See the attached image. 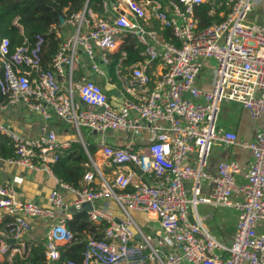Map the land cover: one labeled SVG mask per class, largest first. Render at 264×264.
Instances as JSON below:
<instances>
[{"label":"built area","instance_id":"obj_1","mask_svg":"<svg viewBox=\"0 0 264 264\" xmlns=\"http://www.w3.org/2000/svg\"><path fill=\"white\" fill-rule=\"evenodd\" d=\"M215 1L209 15L217 13L221 19L200 27L197 6ZM261 3L264 0H102L101 10H96L87 0L65 19L70 35L48 68L43 64V36L34 44L25 39L14 51L10 40L0 37V115L21 101L45 120L54 113L75 126V141L83 143L95 167L85 175L82 188L62 182L52 166L72 141H61L46 127L37 136H23L0 121V135L15 145V155L6 161L45 172L59 184L45 205L23 198L9 181L0 182V257L11 262L16 254L23 255L28 247L24 235L35 231L41 219L49 222L48 262L61 257L59 246L83 242L82 258L63 264H264V10L260 19L248 18ZM151 19L169 28L174 40L151 27ZM128 33L143 46L144 58L125 72L117 70L121 110L103 83H109V54L120 49ZM82 54L90 61V72L77 81ZM155 62L161 68L153 76L148 68ZM207 66L212 68L210 87L199 88L196 80ZM62 78L69 81L66 90ZM75 93L88 108L81 107ZM223 101L239 104L258 121L254 138L242 139L217 125ZM83 127L99 135L97 152L110 165L108 173L89 153ZM108 131H143L149 137L144 149L136 151L129 143L110 144ZM216 141L249 151L250 165L221 160L216 173L207 172L208 152ZM192 153L195 165L188 162ZM202 181L210 183L209 194L202 193ZM61 189L74 198L66 199ZM234 196L239 200L232 201ZM109 200L119 213L100 204ZM86 203L92 207L85 209ZM199 205L238 208L228 243L208 231ZM74 210H87L88 221L104 223L103 234L79 240L68 225ZM134 211L159 221L155 243L134 219ZM5 216L11 218L8 230L2 227Z\"/></svg>","mask_w":264,"mask_h":264},{"label":"crops","instance_id":"obj_2","mask_svg":"<svg viewBox=\"0 0 264 264\" xmlns=\"http://www.w3.org/2000/svg\"><path fill=\"white\" fill-rule=\"evenodd\" d=\"M154 21L158 23V25H156L157 27L154 25ZM150 22L151 27L155 28L158 32H161L162 28L158 21H156L155 19H151ZM57 33H59V36L64 39L65 37H68L70 35V29L66 24H61V27L57 28ZM206 63L209 64V61H206ZM89 65V59L84 54H82L81 62L77 65L75 70V80H77V73L79 75H84L90 72ZM160 66L161 65L157 62L151 64V66L148 68L149 73L155 76L160 71ZM211 79L212 68L207 66L203 68L201 74L198 76L196 85L199 88H209ZM108 80L109 83H103L104 88L111 94L110 96L113 103L122 110V90L120 87H115V83L111 82L110 76ZM68 84V79L62 78V85L64 90L68 88ZM74 98L77 102H79L81 107L88 108V106L80 100L78 93L74 94ZM230 103L237 104L231 101H223L221 103V105H223L224 107V111H226L225 113L230 110L227 107V104ZM237 105L238 109L233 112L231 111L227 113L230 118L221 119V121L217 120V125L225 129L235 131L242 139L249 140L251 138H254L259 127L258 121L252 119L245 109H243L239 104ZM246 116H249L251 120L255 121V125L250 130L245 125ZM0 121L8 127L17 131L19 134L27 137L39 135L44 130V127H46L48 130H54L61 141H75V139L78 137V132L74 125L62 121L54 113H52V116L49 120H45L39 111L30 108L23 101L13 105H9L7 108H5V110L0 115ZM81 134L84 138V141L86 142L89 137L88 134H91L89 138H91L96 144L98 143L100 138L99 135L93 134V132H90L86 127L82 128ZM148 137V133L143 131L107 132V141L110 144L115 146H124L125 144L129 143L134 147L136 151H141L142 149H144ZM241 150L246 149H241L239 147L231 145L227 146V144L225 145L224 143L219 141L214 142L208 152L207 164L204 169L209 173H216L217 164L221 160H235L239 162L243 167H248L252 160L251 154L248 151V157L246 158V160H242L238 156L240 154L239 151ZM95 160L98 168L103 170L105 173L109 172L111 167L108 164L107 160L100 154V152H96ZM188 162L190 164H196L195 155L193 153L189 157ZM5 181H9L11 184H13V186L17 189V191L23 198L38 201L39 203L45 205L49 203L48 197L50 192L55 188H59L57 180L47 173L31 170L17 164L9 163L8 161H6V159L0 157V182ZM61 190L64 193L66 199L70 200L74 198V195L66 189ZM201 191L203 194H209V192L211 191V185L208 181H202ZM231 200L237 201L239 200V197L234 196L231 198ZM100 204L102 206H108L110 210L115 214L119 213V208L113 201H104L100 202ZM88 208L89 207H86L85 209ZM197 208L198 212L203 216L205 220L204 224L208 231L215 238L224 243H228L232 239L234 234L235 224L239 213L238 208H236L235 206L223 205H199ZM133 216L137 223L141 226L143 232L144 230L147 231L153 238L157 236L160 227L159 221L156 218L149 217L139 211H134ZM48 226L49 222L39 219L37 221V229L24 235L25 242L29 244L31 242L45 241ZM150 236L148 237L150 238ZM0 259V262L2 264L4 261H8L3 260L2 257H0ZM182 264L187 263L183 262Z\"/></svg>","mask_w":264,"mask_h":264},{"label":"trees","instance_id":"obj_3","mask_svg":"<svg viewBox=\"0 0 264 264\" xmlns=\"http://www.w3.org/2000/svg\"><path fill=\"white\" fill-rule=\"evenodd\" d=\"M87 0H0V37L10 40L11 51L22 45L25 39L34 44L38 36H43L45 44L43 47L44 67L48 68L54 55L57 53L64 41L58 36L57 28L61 27L62 18L66 19L72 13L80 11ZM102 0H89V6L101 10ZM215 2L202 3L196 8L200 27H205L221 17L214 13L209 15L211 5ZM158 25L157 22H153ZM157 27V26H156ZM161 33L167 40H174L169 28H163ZM143 46L136 40L135 36L126 34L118 51L109 54L110 61L107 65L108 73L112 83L119 84L117 70L125 72V67L141 61L144 58ZM122 52L126 54L122 57ZM82 75L76 74L77 80ZM108 94L111 95L108 91ZM0 98L4 97L0 93ZM89 137L91 134H88ZM87 148L92 157L95 156L97 144L89 138ZM15 155V145L10 138L0 135V157L7 159ZM54 175L62 182L75 188H82L84 177L89 171L95 168L91 158L81 141H72L71 146L60 151L58 161L53 166ZM11 221L5 217L3 229H10L6 224ZM69 227L76 233L77 238L84 239L87 236H101L104 230V223L95 224L88 221L87 210L74 212L73 218L68 220ZM30 248V250H29ZM61 257L55 262H48L46 259V244L42 242H31L26 247L23 255L16 254L12 261H4L3 264H63L64 260L82 258L83 242L76 244H65L59 246Z\"/></svg>","mask_w":264,"mask_h":264},{"label":"rangeland","instance_id":"obj_4","mask_svg":"<svg viewBox=\"0 0 264 264\" xmlns=\"http://www.w3.org/2000/svg\"><path fill=\"white\" fill-rule=\"evenodd\" d=\"M255 9H253V11H251L250 13H249V15H248V18H249V20L250 21H252L251 19H254V18H258V19H260L261 18V16H262V13H263V10H264V4L263 3H261V4H259V5H257V6H255L254 7ZM76 67H77V65H76ZM224 104V103H223ZM227 107H228V109H230L227 113H229V112H233V111H235L236 109H238V105L237 104H227ZM220 111H219V115H218V117H217V120L218 121H221V119H229L230 118V116L227 114V113H225L226 111H224V107H223V105H221V109H219ZM223 112H224V115H223ZM245 125L249 128V130L255 125V121H253V120H251V118H249V116H246V118H245ZM226 145V144H225ZM227 146H229V145H227ZM237 149V148H236ZM239 157L242 159V160H246V158L248 157V155L247 154H249L248 153V151L247 150H241V151H239ZM144 230V229H143ZM144 232H145V234L146 235H148V236H150V234L147 232V231H145L144 230ZM162 236H164V234H162ZM150 240L152 241V243H155V240H154V238L152 237V236H150Z\"/></svg>","mask_w":264,"mask_h":264},{"label":"water","instance_id":"obj_5","mask_svg":"<svg viewBox=\"0 0 264 264\" xmlns=\"http://www.w3.org/2000/svg\"><path fill=\"white\" fill-rule=\"evenodd\" d=\"M65 23V19L64 18H62V20H61V24H64ZM95 133H96V131H94ZM84 207L86 208V207H89V208H91L92 207V205H91V203H86L85 205H84ZM75 212H76V210H74Z\"/></svg>","mask_w":264,"mask_h":264}]
</instances>
